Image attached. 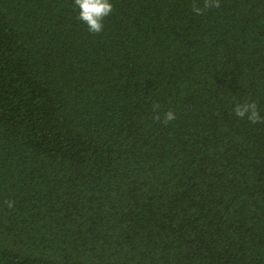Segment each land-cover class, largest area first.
Listing matches in <instances>:
<instances>
[{
  "label": "trees",
  "instance_id": "trees-1",
  "mask_svg": "<svg viewBox=\"0 0 264 264\" xmlns=\"http://www.w3.org/2000/svg\"><path fill=\"white\" fill-rule=\"evenodd\" d=\"M204 2L92 34L0 0V264H264V123L233 112L264 117V0Z\"/></svg>",
  "mask_w": 264,
  "mask_h": 264
},
{
  "label": "clouds",
  "instance_id": "clouds-1",
  "mask_svg": "<svg viewBox=\"0 0 264 264\" xmlns=\"http://www.w3.org/2000/svg\"><path fill=\"white\" fill-rule=\"evenodd\" d=\"M74 6L78 9L77 19L87 25L88 31L92 34H101L104 31V21L114 11V6L111 0H74ZM212 7H220L219 0H205L204 7L200 8L193 6V11L197 15H202L205 9ZM159 105H153V111H157ZM234 115L238 118L247 117L252 124L264 123V117L261 116L257 104L255 102L237 104L233 109ZM157 121L160 116L154 117ZM176 119V115L172 111L164 113L165 124H168ZM12 206L11 203L8 204Z\"/></svg>",
  "mask_w": 264,
  "mask_h": 264
}]
</instances>
